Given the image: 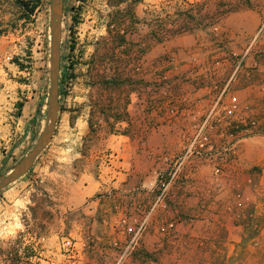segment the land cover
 I'll return each mask as SVG.
<instances>
[{
    "label": "rangeland",
    "instance_id": "374dc122",
    "mask_svg": "<svg viewBox=\"0 0 264 264\" xmlns=\"http://www.w3.org/2000/svg\"><path fill=\"white\" fill-rule=\"evenodd\" d=\"M20 1L28 3V7L14 0H0V176L7 174L34 146L45 123L48 98L50 0H37L31 14L28 9L31 1L35 0ZM87 1L64 0L61 26L63 59L59 73L62 79V94L59 97L61 115L53 137L29 172L0 192V264H24L23 244L32 234L44 236L47 239L46 247L55 248L62 234L73 235L78 231L79 223H82L81 229L89 228V211L93 209L89 203L92 200L112 199L113 193L98 192L78 207L75 204L79 188L95 186L103 177L111 176L110 168L117 170L120 167L119 159L113 155L116 144L111 149V145L105 142L108 134L117 136L122 132L120 126L115 124L122 114L111 111L110 90L122 87L125 74L128 78L134 77L140 70L138 58L149 48L150 42L163 43L172 34H181L201 24L200 17L194 11L205 7L200 0H159V3H149L157 10L147 16L154 26L148 33V39L140 46L123 40L125 35L134 34L137 20L128 12L125 15L117 13L111 28L116 49L114 44L102 42L98 44L97 51L89 55L87 43L78 39L81 15L94 7ZM139 1L108 0V3L118 6L126 2L128 11ZM239 4L256 7L260 18L258 28L264 10V1L261 3L259 0H222V15L217 20L213 16L211 23L218 24L227 11L234 6L239 7ZM119 23L125 25L122 32L118 31ZM14 61L22 68L16 66ZM163 62L167 64L165 68L169 69L174 65V58L165 57ZM159 81H166L161 73ZM79 89L86 91L80 99L76 96ZM231 95L232 85L223 100L227 101ZM237 100L240 110L227 135H250L238 146V160L229 157L224 161L210 162L193 158L186 162L184 169L187 165L191 166V174L182 173L176 179L181 182L191 180L196 166H207L210 175L205 183L209 186L195 207L188 209L187 213L180 206L172 207L169 188L168 195L154 206L158 195L157 175L155 199L148 207H130L126 212H120L116 207L112 212L119 215L118 223L122 218L131 223L147 216L149 225L154 215L164 221L158 230V247L141 250L140 241L128 264H189L185 255L173 248L171 240L175 225L185 219H192L193 222L206 220L202 224L206 233L202 240L205 250L200 252L198 249L201 246H197L200 254H195L192 264H264V236H261L264 232V190L254 180L258 173L257 166L241 170L243 145L248 139L264 138V119L251 111L246 103ZM153 106L159 114L169 118L182 113L164 90ZM171 108H175V111L170 112ZM194 114L189 115L193 122H197L205 112ZM193 131L190 127L189 134ZM227 135L223 139L227 142L225 145L230 143ZM220 163L225 171L217 177L212 168ZM235 177L242 180L244 187L230 186L232 180L236 181ZM94 209L99 210L97 207ZM216 217H219L217 221ZM238 220L244 223L243 235L246 238L243 242H236L237 245L231 237L236 232ZM170 222L174 225L172 229L167 227ZM195 226L199 228L200 224ZM109 241H105L106 246Z\"/></svg>",
    "mask_w": 264,
    "mask_h": 264
},
{
    "label": "crops",
    "instance_id": "0c3cea01",
    "mask_svg": "<svg viewBox=\"0 0 264 264\" xmlns=\"http://www.w3.org/2000/svg\"><path fill=\"white\" fill-rule=\"evenodd\" d=\"M200 1L205 3V7L194 13L200 17L201 24L181 34H172L163 43L150 42L149 48L138 58L140 70L134 77L128 78L125 74L122 87L110 90L111 111L122 114L121 119L115 122L122 132L117 136L108 134L105 142L111 145V149L116 144L113 155L119 159L120 167L117 170L110 168L111 176H100L103 179L97 181L95 186L79 188V196L76 204L74 203L78 207L98 192L113 193L112 199L92 200L89 203L93 208L89 211V228L81 229L82 223H79L78 231L73 234L80 248L84 244L85 234H92L97 239L94 251L85 249L80 264H99L102 259V252L99 250L105 251V241L123 237L116 224L119 215L112 214L116 207L120 212H126L130 207L146 208L154 201L156 176L165 173L171 166L168 163L170 157L181 151L185 135L189 134L193 124L192 116L189 114L201 115L210 108L235 67L233 55L242 54L245 43L257 29L260 18L256 7L240 4L239 7L234 6L223 15L218 24H215L211 23L212 17L215 16L217 20V17L222 15L223 8L220 6L222 0ZM259 1L262 3L264 0ZM87 2L94 7L81 15L78 39L87 43L90 55L97 51L98 44L102 42L114 44L116 49L111 37V28L114 26L117 13L125 15L128 12L137 20L134 34L125 35L123 40L136 43L137 46L143 44L154 26L152 22L149 23L150 19L147 16L152 14L150 12L157 11L150 5L159 3V0H140L128 11L127 1L118 6L111 5L108 0ZM147 6L149 8H146ZM214 24L218 28L217 32L212 29ZM118 25V31L122 32L125 25L121 23ZM259 48L261 55L252 53L247 56L243 60L237 79L231 85L232 95L246 103L251 107V111L264 119V39ZM127 55L128 52L125 54L126 59ZM169 56L174 58V65L168 69L165 68L167 64H164L163 59ZM255 61L258 63L256 67ZM124 65L126 66L127 62ZM160 73L165 76V82L160 83ZM160 90L167 92L168 98L181 109V115L169 118L155 110L153 105L160 96ZM76 92L77 98L80 99L79 97L84 96L86 91L79 89ZM60 115L61 110L57 121ZM241 161V170L258 167L254 180L257 181L258 187L264 190L263 137L248 139L244 143ZM190 172L191 166L187 165L186 173L191 174ZM193 172L191 180L183 182L176 180L169 187L172 207L180 206L186 213L200 202L209 186L205 183L210 175L207 166H196ZM235 178L236 181L232 180L233 184L230 186L244 187L242 180ZM96 207L98 211L94 209ZM163 222L160 217L153 216L142 237L141 250L158 247L157 239L160 236L158 230ZM204 222L206 220L193 222L192 219H185L177 223L172 232L173 248L182 252L189 264H192L196 253L200 254L197 252V246H201L198 251L205 250L202 241L206 236L204 227L202 228ZM236 223L238 226L235 227L236 232L231 240H236L235 243L243 242L246 238L243 235L244 223H239V220ZM196 224H200L199 228L195 226ZM261 236H264V232Z\"/></svg>",
    "mask_w": 264,
    "mask_h": 264
},
{
    "label": "built area",
    "instance_id": "2783aa9c",
    "mask_svg": "<svg viewBox=\"0 0 264 264\" xmlns=\"http://www.w3.org/2000/svg\"><path fill=\"white\" fill-rule=\"evenodd\" d=\"M212 29L214 32L218 31L216 25ZM263 39L264 10L261 23L254 35L245 43L242 54L233 55L235 67L220 88L213 104L205 111L201 120L193 122L191 125L194 129L193 133L185 135L182 151L170 157L171 166L168 171L159 174L158 195L154 206L162 202L168 195V188L176 181L178 175L186 173L184 169L188 160L194 158L198 161L211 162L215 160L224 161L229 157H232L234 161L238 160V146L246 136L250 135L239 136L238 133L227 135L229 129L233 128L240 106L236 96L231 95L227 101H224L223 97L237 79L239 70L243 66V60L252 53L261 55L259 47ZM255 63L254 67L258 64L256 61ZM174 111L175 108L170 109V112ZM225 135L230 137L228 145L224 144L227 143L223 140ZM212 169L213 174L217 177L223 175L225 171L222 163L213 165ZM167 227L169 229L174 228L173 222H170ZM118 228L123 237L109 241L105 251L99 248V251L102 252V259L99 264H127L132 253L137 251L141 238L147 229V216L131 223H128L126 218H122L119 220ZM46 240L44 236L32 234L28 241H24V244L21 243L25 246L24 264H80L85 249L94 251L97 239L92 234H85L82 248L78 247L71 233L62 234L55 248H47Z\"/></svg>",
    "mask_w": 264,
    "mask_h": 264
},
{
    "label": "water",
    "instance_id": "95a60500",
    "mask_svg": "<svg viewBox=\"0 0 264 264\" xmlns=\"http://www.w3.org/2000/svg\"><path fill=\"white\" fill-rule=\"evenodd\" d=\"M63 0H50L49 3V87L46 103L45 123L34 146L23 156L5 175L0 176V192L26 175L41 152L50 143L56 127L60 110L59 102V73L61 55V26L63 18Z\"/></svg>",
    "mask_w": 264,
    "mask_h": 264
},
{
    "label": "trees",
    "instance_id": "16d2710c",
    "mask_svg": "<svg viewBox=\"0 0 264 264\" xmlns=\"http://www.w3.org/2000/svg\"><path fill=\"white\" fill-rule=\"evenodd\" d=\"M14 1L17 2L19 5H20V4L24 5L25 8L28 7V3H24V2H22V1H20V0H14ZM37 2H38L37 0H35V1H31V3H30L31 6H30L29 9H28V13H29V14H31V13L33 12V9L35 8V3H37ZM63 5H64V0H63ZM63 14H64V7H63ZM25 16H27V15H25ZM62 59H63V54H62V51H61V55H60V67H61ZM14 64H15L16 66H18L20 69L22 68L21 65H20L17 61H14ZM61 81H62V79L59 78V87H58V94H59V97H60V95L62 94V93H61V92H62V90H61ZM59 102H60V100H59ZM19 110H20V109H19ZM60 110H61V107H60Z\"/></svg>",
    "mask_w": 264,
    "mask_h": 264
}]
</instances>
